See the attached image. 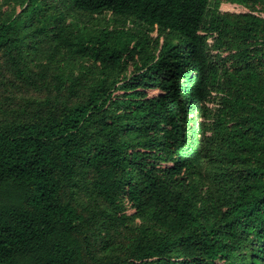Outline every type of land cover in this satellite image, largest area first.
<instances>
[{"label": "trees", "instance_id": "trees-1", "mask_svg": "<svg viewBox=\"0 0 264 264\" xmlns=\"http://www.w3.org/2000/svg\"><path fill=\"white\" fill-rule=\"evenodd\" d=\"M70 3L92 13L134 16L178 34L181 42L164 41L142 67L121 80H100L84 101H32L29 119L0 122V264H94L80 239L82 215L60 198L59 176L70 180L88 174L92 189L109 204L111 211L103 212L115 227L124 226L132 210L158 226L142 228L126 257L102 264H237L229 253L234 241L244 246L246 264H264V93L259 88L255 110L243 117L247 126L240 128L261 158L252 183L209 222L173 187L200 162L199 119L222 66L237 77L243 71L224 55L219 24L211 23L210 29L220 59L209 53L204 27L211 0ZM24 22L14 17L0 24V60L17 79L36 84L22 64ZM244 34L264 47V16ZM55 38L81 56L120 69L135 63L145 47L124 34L109 41L108 32L88 41H71L61 32ZM244 55L234 54L245 57L251 72ZM68 90L75 96L74 85Z\"/></svg>", "mask_w": 264, "mask_h": 264}, {"label": "rangeland", "instance_id": "rangeland-1", "mask_svg": "<svg viewBox=\"0 0 264 264\" xmlns=\"http://www.w3.org/2000/svg\"><path fill=\"white\" fill-rule=\"evenodd\" d=\"M262 16L264 0H211L206 13L204 32L208 35L212 59L219 60L220 56L214 46L211 23L223 29L224 55L242 65L243 71L237 77L222 66L199 119L200 162L184 175L183 183L173 185L194 203L203 222L219 217L229 199L246 183H252L253 169L261 163V158L252 153L241 136L240 128L247 126L242 124L243 117L255 110V89L264 93V47L244 34L250 23ZM14 17L25 18L20 28L25 41L22 64L32 73L36 84L17 79L7 69L4 58L0 60V122L29 119L32 101L51 99L69 104L84 101L100 80L107 83L121 80L142 67L164 41L181 42L178 34L151 27L134 16L78 10L70 0H0V24ZM58 32L71 41L96 39L105 32L112 41L124 34L135 41H144L145 47L135 63L125 69L114 68L74 52L55 38ZM236 51L249 56L251 72L245 67V57L234 56ZM0 55L3 57L2 52ZM61 84L65 86L60 87ZM71 85L76 91L73 97L68 90ZM252 134L250 130L249 135ZM59 178L62 202L71 204L83 217L80 239L92 263L126 257L128 247L142 228L158 230L149 215L140 216L133 210L124 226L111 224L103 212L111 208L92 189V174L77 175L70 180ZM229 253L237 264L247 263L246 251L239 242L229 244Z\"/></svg>", "mask_w": 264, "mask_h": 264}]
</instances>
